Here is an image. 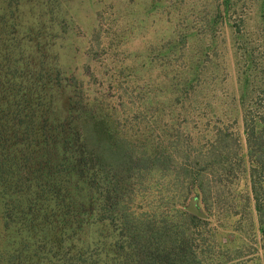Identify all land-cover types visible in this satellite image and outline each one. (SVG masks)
Returning <instances> with one entry per match:
<instances>
[{"label":"rangeland","instance_id":"374dc122","mask_svg":"<svg viewBox=\"0 0 264 264\" xmlns=\"http://www.w3.org/2000/svg\"><path fill=\"white\" fill-rule=\"evenodd\" d=\"M263 3L0 0V16L4 10L17 32L10 37L18 42L6 41L15 59L24 58L20 51L34 53L46 70L58 71L62 85L101 102L132 149H172L166 165L188 173L153 180L182 182L199 170L198 180L213 184L205 202L190 192L183 203L187 212L195 200L205 215L192 226L203 264H264V228L243 200L249 184L243 117L256 95L241 97L242 52H264Z\"/></svg>","mask_w":264,"mask_h":264},{"label":"trees","instance_id":"16d2710c","mask_svg":"<svg viewBox=\"0 0 264 264\" xmlns=\"http://www.w3.org/2000/svg\"><path fill=\"white\" fill-rule=\"evenodd\" d=\"M4 12L0 264H203L192 231L200 220L183 203L190 192L205 202L213 184L199 181V170L190 178L179 173L182 182L153 180L179 169L188 173L166 165L172 149H132L101 102L62 85L58 71L46 70L34 53L20 51L24 58L15 59L6 41L18 42L10 37L17 32ZM262 12L264 27V3ZM241 60L247 66L241 97L256 95L243 117L249 178L243 200L264 228V52L245 48Z\"/></svg>","mask_w":264,"mask_h":264},{"label":"water","instance_id":"95a60500","mask_svg":"<svg viewBox=\"0 0 264 264\" xmlns=\"http://www.w3.org/2000/svg\"><path fill=\"white\" fill-rule=\"evenodd\" d=\"M186 211H187L190 215H192V216H194V217H196V218H200V219H204V218H205V215H204L203 213H201L200 210L197 208V206H196V201H195V200H193V201L190 203V205H189V207L186 209Z\"/></svg>","mask_w":264,"mask_h":264}]
</instances>
